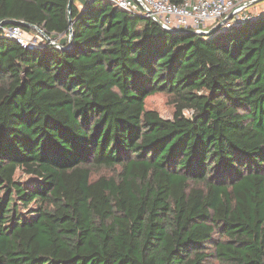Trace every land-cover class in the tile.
<instances>
[{"label":"trees","instance_id":"16d2710c","mask_svg":"<svg viewBox=\"0 0 264 264\" xmlns=\"http://www.w3.org/2000/svg\"><path fill=\"white\" fill-rule=\"evenodd\" d=\"M68 1L0 0L58 45L0 33V264H264V9L199 35Z\"/></svg>","mask_w":264,"mask_h":264},{"label":"built area","instance_id":"2783aa9c","mask_svg":"<svg viewBox=\"0 0 264 264\" xmlns=\"http://www.w3.org/2000/svg\"><path fill=\"white\" fill-rule=\"evenodd\" d=\"M106 1L128 13L150 18L156 16L166 30L193 29L199 35L209 34L210 29L218 22L221 23L220 28H229L236 22L245 21L253 16L248 11L251 0H184L179 4L170 0ZM227 16H229L228 19L222 22ZM0 33L14 39L25 48L37 47L44 42V38L46 39L42 31L38 29L35 33V40L38 38L40 41L33 44L30 35H27V32L19 25L13 23L10 26L0 23Z\"/></svg>","mask_w":264,"mask_h":264},{"label":"rangeland","instance_id":"374dc122","mask_svg":"<svg viewBox=\"0 0 264 264\" xmlns=\"http://www.w3.org/2000/svg\"><path fill=\"white\" fill-rule=\"evenodd\" d=\"M87 1L88 0H76V3H80L82 5L83 3H86ZM78 8H81V6ZM263 9H264V1H261L259 3L257 2L251 3V5L248 7V11H250L252 15L259 13ZM36 32L37 31H33L30 33L27 32V35H30L31 39L33 40L32 41L33 44H37L38 41H40L38 38L37 40H35ZM47 42H50L51 44H55L56 40L47 39ZM145 104H146V108L156 110L164 118H171L175 110V106L172 102L171 97H169L168 95L164 93H156L151 96H148L146 98ZM184 114L187 116H190L191 113L188 110H185ZM24 177L25 175L23 174L20 175V179H24Z\"/></svg>","mask_w":264,"mask_h":264},{"label":"water","instance_id":"95a60500","mask_svg":"<svg viewBox=\"0 0 264 264\" xmlns=\"http://www.w3.org/2000/svg\"><path fill=\"white\" fill-rule=\"evenodd\" d=\"M261 0H251V3H256V2H259ZM73 0H69L68 1V5H67V9H68V18H69V23L70 25L72 24V21H71V14H70V8H71V4H72ZM229 16H227L226 18H224L222 20V22H225L227 19H228ZM151 19H153L158 25H160L162 28H163V24L162 22L160 21V19H158L156 16H152ZM5 23H13V24H20L22 23L21 21H13V20H10V21H2L1 24H5ZM220 25L221 23L218 22L214 27H212L210 29L209 32H213L215 30H218L220 28ZM70 31H71V27H70ZM174 32H188V33H192V34H196V31L193 30V29H189V30H185V29H182V28H179V29H174L173 30ZM47 39L50 40L49 37L46 36ZM69 43L71 44L72 43V35H70V38H69ZM55 46H58L56 43L54 44Z\"/></svg>","mask_w":264,"mask_h":264},{"label":"crops","instance_id":"0c3cea01","mask_svg":"<svg viewBox=\"0 0 264 264\" xmlns=\"http://www.w3.org/2000/svg\"><path fill=\"white\" fill-rule=\"evenodd\" d=\"M77 6L80 7V6H82V5H81L80 3H77Z\"/></svg>","mask_w":264,"mask_h":264}]
</instances>
